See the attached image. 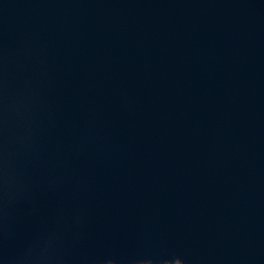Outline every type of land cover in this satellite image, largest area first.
I'll return each instance as SVG.
<instances>
[{
    "label": "water",
    "instance_id": "obj_1",
    "mask_svg": "<svg viewBox=\"0 0 264 264\" xmlns=\"http://www.w3.org/2000/svg\"><path fill=\"white\" fill-rule=\"evenodd\" d=\"M0 264H264V0H0Z\"/></svg>",
    "mask_w": 264,
    "mask_h": 264
}]
</instances>
